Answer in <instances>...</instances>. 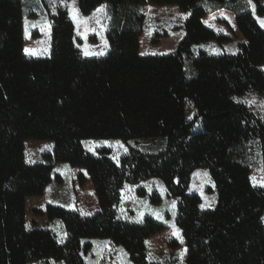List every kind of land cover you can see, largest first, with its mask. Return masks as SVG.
Here are the masks:
<instances>
[{
    "label": "trees",
    "instance_id": "1",
    "mask_svg": "<svg viewBox=\"0 0 264 264\" xmlns=\"http://www.w3.org/2000/svg\"><path fill=\"white\" fill-rule=\"evenodd\" d=\"M23 2L34 7L0 0V264H87L93 239L120 247L132 264H159L148 259L146 241L165 225L150 216L141 223L118 217L124 187L150 179L176 202L186 264H264V186H253L241 160L242 148L255 145L264 175V30L246 0H77L85 17L103 5L110 10L109 50L94 57L77 47L67 11L52 13L40 0L51 30L49 55L42 58L24 54L22 20L29 10ZM251 2L255 15L264 16V0ZM147 5L188 15L174 53H139V13ZM208 5L234 15L242 37L235 53L193 56L194 47L230 41L205 25ZM30 49L35 57L48 47ZM248 92L262 100L260 116L236 101ZM187 103L194 108L190 120ZM102 140H118L128 152L116 163L109 149H84L85 141ZM29 141L51 143L45 159L83 170L79 185L88 178L93 187L98 209L90 216L47 205L63 240L48 229L26 228V200L40 197L53 177L50 165L27 164ZM198 169L213 183L209 209L189 192Z\"/></svg>",
    "mask_w": 264,
    "mask_h": 264
},
{
    "label": "rangeland",
    "instance_id": "2",
    "mask_svg": "<svg viewBox=\"0 0 264 264\" xmlns=\"http://www.w3.org/2000/svg\"><path fill=\"white\" fill-rule=\"evenodd\" d=\"M33 3L31 8L26 2H23L24 14L23 40L25 49H30L38 44H46L48 50L37 56H30L24 53L27 58H42L49 55L51 30L48 19L40 0H26ZM49 10L55 13L57 9L67 11L69 19L75 27V36L77 38V47L84 57L104 56L108 50L106 34L111 28V14L107 6L103 5L102 11L98 8L90 17L79 14L77 0H45ZM252 4V3H251ZM248 5V3H247ZM249 7V5H248ZM73 9L75 19L73 18ZM32 14V15H29ZM141 19L139 21V53L141 55H169L176 51L180 40L183 37L181 29L187 14L180 12L175 7H155L144 6L140 10ZM256 20L258 18L253 14ZM259 19H264L260 17ZM208 28L214 32L226 34L230 41L217 45L214 42L197 46L192 49L193 56L199 51H204L209 55H219L222 53H235L238 45L242 42V37L238 33L235 20L226 10L214 12L208 5V15L204 19ZM260 25V24H259ZM261 26V25H260ZM264 30V27H261ZM166 34V37H163ZM88 52L90 55H85ZM264 69V66H263ZM236 101L245 105L256 116H260L263 110V102L254 92H248ZM251 102V103H250ZM187 118L190 120L194 114V108L191 103L186 105ZM119 142V144H117ZM143 145V143H140ZM84 149L91 153L102 148L111 151L112 159L118 163L119 159L128 152V145L118 140L85 141ZM52 144L49 142L25 143V158L29 165L43 163L50 165L53 172L52 181L43 191L40 197H32L26 200V228L48 229L56 235L58 240L63 238V229L58 221H50L46 216V207L49 204L59 205L69 210H75L82 216H90L98 209L97 200L93 187L88 178L83 186L77 181V176L85 172L80 169H72L63 163L47 161L45 156L51 154ZM241 160L248 165L250 170V180L253 186L263 187L260 181L264 180L261 158L258 148L255 145H247L241 150ZM205 173L207 175H205ZM59 178V181L56 180ZM255 178L256 183L251 178ZM145 192L144 197L138 196V191ZM189 192L196 193L201 200L202 209H209L215 203V193L213 183L209 174L204 169L194 171L191 176ZM151 196H159L160 202L152 204ZM42 214V215H39ZM176 202L169 198L159 180L150 179L134 186H125L120 204L118 206V217L131 223H141L146 216L165 225V230L146 241L148 259L159 264H186L185 248L181 238L180 231L175 225ZM264 225V217H263ZM91 250L85 255L87 264H132L128 255L118 246L104 239H93L90 241ZM174 244L175 247L171 245ZM183 253V256H181ZM32 264H58L53 261L48 263L44 261Z\"/></svg>",
    "mask_w": 264,
    "mask_h": 264
},
{
    "label": "snow or ice",
    "instance_id": "3",
    "mask_svg": "<svg viewBox=\"0 0 264 264\" xmlns=\"http://www.w3.org/2000/svg\"><path fill=\"white\" fill-rule=\"evenodd\" d=\"M248 2H249V5H250L251 7H253V12H254L255 10H254V6L251 4V0H248ZM102 10H103V6H102L101 9H98L97 11L99 12V11H102ZM72 11H73V18L75 19V12H76V10L73 9ZM258 23L261 25V27H264V19H259V18H258ZM31 51H32L31 49H25V52H26V53H30ZM84 54H85V55H90V53H88V52H85ZM250 103H251V102H250ZM117 144H119V142H117ZM205 175H207V174L205 173ZM251 179L253 180L254 183H256V180H255L254 177L251 178ZM260 183H261L262 186H264V180L260 181ZM204 206H205V205H201L202 208H203ZM181 256H183V253H181Z\"/></svg>",
    "mask_w": 264,
    "mask_h": 264
},
{
    "label": "crops",
    "instance_id": "4",
    "mask_svg": "<svg viewBox=\"0 0 264 264\" xmlns=\"http://www.w3.org/2000/svg\"><path fill=\"white\" fill-rule=\"evenodd\" d=\"M246 2L248 3V5H249V2H248V0H246ZM252 3V2H251ZM252 5H253V3H252ZM254 6V5H253ZM249 10L252 12V14H254V12H253V7H251L250 5H249ZM220 11V10H219ZM219 11H215V12H219ZM230 15L232 16V18H234V15L233 14H231L230 13ZM91 16V15H90ZM90 16H88V17H90ZM262 17H264V16H262ZM260 18V17H259ZM210 29H212V28H210ZM213 30V29H212ZM223 35H225V36H227L226 34H223ZM64 237H65V234H64V232H63V238H62V240L64 239ZM106 241H108V240H106ZM108 242H110V241H108ZM111 243V242H110ZM85 259V258H84Z\"/></svg>",
    "mask_w": 264,
    "mask_h": 264
}]
</instances>
